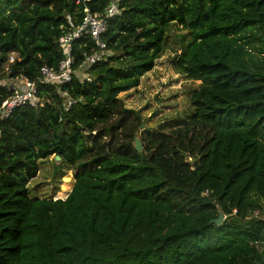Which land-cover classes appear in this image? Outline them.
Wrapping results in <instances>:
<instances>
[{"label": "trees", "instance_id": "1", "mask_svg": "<svg viewBox=\"0 0 264 264\" xmlns=\"http://www.w3.org/2000/svg\"><path fill=\"white\" fill-rule=\"evenodd\" d=\"M111 2L0 0V103L19 78L38 86L36 106L0 120V264H264V0H119L106 60L83 65L99 46L82 35L72 80L44 81L60 38ZM175 27L171 64L198 87L184 119L151 132L119 94ZM51 157L75 170L66 198L31 194Z\"/></svg>", "mask_w": 264, "mask_h": 264}, {"label": "rangeland", "instance_id": "2", "mask_svg": "<svg viewBox=\"0 0 264 264\" xmlns=\"http://www.w3.org/2000/svg\"><path fill=\"white\" fill-rule=\"evenodd\" d=\"M179 29L171 31L164 56L141 78L140 85L119 94L126 107L140 109L151 132L167 131L171 120L183 118L190 110L191 91L198 87V82L191 81L171 64L175 52L181 50L178 34L185 31ZM145 129L146 126L140 128L139 133ZM74 171L65 165L58 167L52 157L43 160L38 176L30 184L32 196L66 198L74 185Z\"/></svg>", "mask_w": 264, "mask_h": 264}, {"label": "built area", "instance_id": "3", "mask_svg": "<svg viewBox=\"0 0 264 264\" xmlns=\"http://www.w3.org/2000/svg\"><path fill=\"white\" fill-rule=\"evenodd\" d=\"M118 1L119 0H112L106 11L101 15H92L87 9L86 11L88 13L83 24L77 27L75 31L67 33L60 38V44L64 50L66 58L60 63L59 68L56 70L47 66L41 69L44 81L61 85L72 80V65L74 63L72 56L73 42L76 38H79L82 35H90L99 46V50L92 55L86 56L83 65L94 64L95 62L106 58L105 55L108 54L107 46L102 42V35L107 29L108 20L119 12ZM14 59L15 55L12 54L9 57V61L13 62ZM13 85V94L0 103V120L8 118L18 106L27 104L36 106L38 103V86L35 81L27 78H19L17 81L13 82Z\"/></svg>", "mask_w": 264, "mask_h": 264}, {"label": "water", "instance_id": "4", "mask_svg": "<svg viewBox=\"0 0 264 264\" xmlns=\"http://www.w3.org/2000/svg\"><path fill=\"white\" fill-rule=\"evenodd\" d=\"M144 125H142V128ZM139 132L136 133L135 140H134V146L138 151H142V142L140 141V138L138 137ZM57 160H60V156L55 157ZM225 220V214L222 210L219 209V216L216 219L211 220V223H214L216 225L222 224V222Z\"/></svg>", "mask_w": 264, "mask_h": 264}]
</instances>
